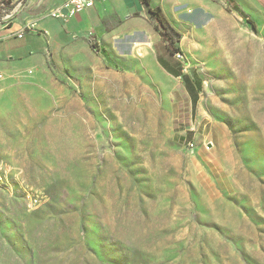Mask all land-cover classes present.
Masks as SVG:
<instances>
[{"label":"rangeland","instance_id":"374dc122","mask_svg":"<svg viewBox=\"0 0 264 264\" xmlns=\"http://www.w3.org/2000/svg\"><path fill=\"white\" fill-rule=\"evenodd\" d=\"M210 1L0 81V264H264V9Z\"/></svg>","mask_w":264,"mask_h":264},{"label":"crops","instance_id":"0c3cea01","mask_svg":"<svg viewBox=\"0 0 264 264\" xmlns=\"http://www.w3.org/2000/svg\"><path fill=\"white\" fill-rule=\"evenodd\" d=\"M64 1L0 0V3H4L13 12L12 19L0 21V71L3 79L16 78L29 70L42 68L54 40H88L86 37L90 33L95 40H103L106 22L121 21L123 30H130L136 26L133 20L135 14L141 10L147 12L140 0H100L93 8L78 12L68 22L50 18L48 12ZM149 1L152 8H161L168 23V6L171 4L176 13H191L196 22L214 20L216 15H223L222 6L210 0H161L160 3L156 0ZM255 2L260 9H264V0ZM241 3L243 4V0ZM53 20L60 25H53ZM32 23L35 25L34 30L23 31ZM116 24L110 27L109 33L122 31L118 30L119 26ZM95 47L97 48L96 45Z\"/></svg>","mask_w":264,"mask_h":264},{"label":"built area","instance_id":"2783aa9c","mask_svg":"<svg viewBox=\"0 0 264 264\" xmlns=\"http://www.w3.org/2000/svg\"><path fill=\"white\" fill-rule=\"evenodd\" d=\"M100 0H65L58 7L50 10L48 16L52 19L59 20L61 22H68L78 12L86 9L93 8ZM13 12L9 10L4 3H0V21H8L12 19ZM35 29V25L32 23L28 25L23 31H32ZM91 35V33L89 34ZM91 43V42H90ZM91 45H93L91 43ZM176 57H181L180 53L176 54ZM4 76L0 71V81L3 80ZM10 168L6 166L0 157V187L4 188L10 184Z\"/></svg>","mask_w":264,"mask_h":264},{"label":"trees","instance_id":"16d2710c","mask_svg":"<svg viewBox=\"0 0 264 264\" xmlns=\"http://www.w3.org/2000/svg\"><path fill=\"white\" fill-rule=\"evenodd\" d=\"M143 5L145 6L148 14L152 17V18H155L156 21L158 23H160V25L162 27H165V26H169V23H168V20L166 18V16L163 14L162 10L160 7H157V8H152L151 5H150V1L149 0H140ZM225 2L229 5V4H233V0H225ZM233 8L235 10H237V7L235 5H233ZM242 18H243V22L245 23V25L252 31L256 32V25L255 23L250 19L248 18L246 15L242 14ZM162 40L165 42L166 40H170L168 37L162 35ZM92 48H94V50H96V47L95 45H91ZM167 48V51L168 53L171 55V56H175L177 53H179V49L176 48H172L171 49V45L168 44V46L166 47ZM160 65L162 66V68L164 70H166V72H168L170 75L174 76V77H185L183 76L184 74H178V72L174 69H172L169 64L166 62V61H163L162 59H160L159 61ZM182 70H180L181 72ZM185 79H187L185 77ZM194 86H195V90L199 91L200 88H201V83L196 80L194 83Z\"/></svg>","mask_w":264,"mask_h":264}]
</instances>
